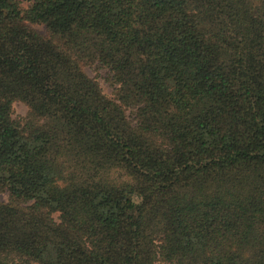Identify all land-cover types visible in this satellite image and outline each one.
Returning a JSON list of instances; mask_svg holds the SVG:
<instances>
[{"label":"trees","instance_id":"obj_1","mask_svg":"<svg viewBox=\"0 0 264 264\" xmlns=\"http://www.w3.org/2000/svg\"><path fill=\"white\" fill-rule=\"evenodd\" d=\"M27 2L0 0V264H264V0Z\"/></svg>","mask_w":264,"mask_h":264},{"label":"rangeland","instance_id":"obj_2","mask_svg":"<svg viewBox=\"0 0 264 264\" xmlns=\"http://www.w3.org/2000/svg\"><path fill=\"white\" fill-rule=\"evenodd\" d=\"M20 2V5L25 8L28 5L27 0H18ZM32 26L39 32L44 33V27L40 24H32ZM86 73L95 78L99 85L102 88V91L107 95L112 97L113 96V87L109 84V82L106 80V70L105 69H97L94 66L86 67L85 68ZM27 112V106L20 102L15 101L12 104V117L18 118L23 117ZM7 195L5 193L0 194V200H6ZM54 218L57 219V213L54 214ZM163 264V263H158Z\"/></svg>","mask_w":264,"mask_h":264}]
</instances>
